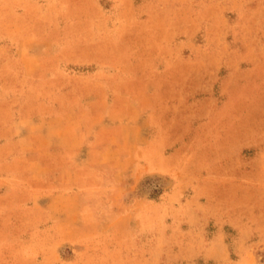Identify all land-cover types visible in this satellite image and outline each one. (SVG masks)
Instances as JSON below:
<instances>
[{"label":"rangeland","instance_id":"1","mask_svg":"<svg viewBox=\"0 0 264 264\" xmlns=\"http://www.w3.org/2000/svg\"><path fill=\"white\" fill-rule=\"evenodd\" d=\"M0 264H264V0H0Z\"/></svg>","mask_w":264,"mask_h":264}]
</instances>
